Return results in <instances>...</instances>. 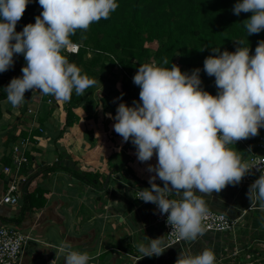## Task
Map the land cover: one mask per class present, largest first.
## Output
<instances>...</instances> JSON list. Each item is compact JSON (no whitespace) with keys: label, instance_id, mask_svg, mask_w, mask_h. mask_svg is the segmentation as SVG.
I'll return each instance as SVG.
<instances>
[{"label":"clouds","instance_id":"9594fccd","mask_svg":"<svg viewBox=\"0 0 264 264\" xmlns=\"http://www.w3.org/2000/svg\"><path fill=\"white\" fill-rule=\"evenodd\" d=\"M29 3L0 0V73L14 66L17 54L26 61L23 75L5 89L7 102L19 107L29 90L69 102L73 92L83 95L96 80L63 53H75L79 44L71 37L110 18L119 7L117 0H38L43 11L34 24L17 32ZM233 12L252 13L243 22L248 36L264 31V0H240ZM236 43L235 52L213 48L216 55L204 61V71L215 77L217 95L201 88L199 68L188 74L175 64L166 68L144 63L133 77L140 88L139 102L131 107L120 103L114 117L113 130L125 143L131 141L140 162L156 156L157 164L147 168L155 174L149 179L151 187L137 192L136 199L157 205L177 240L195 241L204 234L209 210L197 193H219L239 184L253 169L261 175L249 186L247 197L250 206L261 202L264 208V157L249 162L229 147L258 136L264 128V40L254 55L243 41ZM172 195L178 198H169ZM170 247L163 237L137 243L144 257L160 256ZM61 254L64 264H89L94 259L87 251L75 250L71 241L60 243L56 255ZM176 264H216V255L207 248L199 254L182 251Z\"/></svg>","mask_w":264,"mask_h":264},{"label":"crops","instance_id":"0c3cea01","mask_svg":"<svg viewBox=\"0 0 264 264\" xmlns=\"http://www.w3.org/2000/svg\"><path fill=\"white\" fill-rule=\"evenodd\" d=\"M14 65L22 70L24 56H15ZM114 73L96 80L93 92L86 93L89 102L74 107L79 120L71 126L66 125L68 102L39 90L27 91L24 102L14 108L7 102L5 89L20 76H0V226L16 227L32 237L20 264H52L54 260L64 264V256L56 255L62 241H71L79 252L87 251L94 257L89 264H176L182 251L199 254L206 248L214 251L216 264H264V208L261 202L250 206L247 197L257 178L252 173L219 193H197L208 207L239 221L234 231H204L195 241L174 245L160 256L144 257L138 251L137 243H148L149 238L163 237L166 243L165 229L155 221L151 203L136 199L138 190L151 187L149 179L155 174L147 168L157 164V158L140 162L131 141L125 143L113 130L119 105L111 89H120L123 80L120 70ZM22 132L30 135L31 149L21 175L27 178L28 192H44L46 204L27 212L19 222L21 204L1 203L8 187L2 167L6 160L11 164L10 152L23 138ZM229 147L246 160L241 145L236 142ZM80 173L98 175L99 182L87 183L78 177ZM156 183L163 187L159 179Z\"/></svg>","mask_w":264,"mask_h":264},{"label":"trees","instance_id":"16d2710c","mask_svg":"<svg viewBox=\"0 0 264 264\" xmlns=\"http://www.w3.org/2000/svg\"><path fill=\"white\" fill-rule=\"evenodd\" d=\"M238 2L240 0H117L119 7L110 18L101 19L93 23L87 32L77 31L71 37L73 42L83 44L80 51L63 54L82 73L95 80H101L105 71L111 76L115 74V69L120 70L123 73L120 89H111L118 105L129 102L127 105L131 107L134 101L139 102L140 88L133 83V77L144 63H156L166 68L175 64L188 74L199 68L201 88L215 96L218 94L215 77L208 76L204 71L205 59L216 55L212 49L220 48L221 53L225 50L235 52L238 47L236 42L243 41L244 46L250 47V55H254L258 42L264 40V31L248 36L243 22L252 13L235 15L233 9ZM42 11L38 0H30L16 31L21 32L26 25L34 24ZM153 42L158 43L156 49L150 46ZM165 59L167 64H164ZM22 75L15 65L0 73L4 77ZM109 82L114 86L117 84L112 79ZM92 92V87L83 95L73 92L71 100L65 105L67 126L79 120L73 109L85 100L89 102L86 93ZM2 115L0 105V118ZM20 135L26 137L28 133ZM6 163L9 164V161L6 160ZM77 175L90 184L99 182V176L95 174ZM28 185L27 182L23 185L19 222L27 212L39 210L46 204L44 192L41 189L28 192Z\"/></svg>","mask_w":264,"mask_h":264},{"label":"built area","instance_id":"2783aa9c","mask_svg":"<svg viewBox=\"0 0 264 264\" xmlns=\"http://www.w3.org/2000/svg\"><path fill=\"white\" fill-rule=\"evenodd\" d=\"M77 44H79V48L75 53L65 52L64 54H77L83 46V44ZM49 102H51L50 99ZM237 143L244 149L246 161L251 162L257 159V156L264 157V136H259L254 141L249 138ZM30 149V135L21 138L13 145L10 152L11 164H6L2 167V173L8 177V187L1 199V203L13 206L21 204L24 195L23 185L27 182V178L21 175V172L22 168L29 162L28 153ZM250 173L256 175V179L261 175V172L256 169L251 170ZM169 198L177 199L172 196ZM151 205L155 221L165 229L166 243L174 246L185 242L184 240H177L175 236L170 235L172 228L167 224L166 215L160 214L157 205L152 203ZM208 210V219L204 221L206 232H230L234 231L238 226L239 221L237 219H232L225 213L216 212L210 207H208ZM31 239L32 237L29 234L16 227L0 226V264H20L21 256Z\"/></svg>","mask_w":264,"mask_h":264},{"label":"rangeland","instance_id":"374dc122","mask_svg":"<svg viewBox=\"0 0 264 264\" xmlns=\"http://www.w3.org/2000/svg\"><path fill=\"white\" fill-rule=\"evenodd\" d=\"M150 46H151L153 49H156V48L158 47V43H157V42H153V43L150 44ZM18 56H20V54H17V55H16V57H18ZM103 76H109V75H108V72L105 71V72L103 73ZM89 104H90L91 106L94 105L93 101H90ZM263 130H264V128H261V129H260L259 135L256 136V138L259 137V136H264V131H263ZM256 138H255V139H256Z\"/></svg>","mask_w":264,"mask_h":264}]
</instances>
